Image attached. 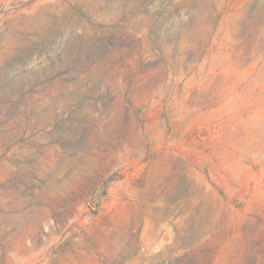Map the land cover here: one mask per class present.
<instances>
[{"label":"rangeland","instance_id":"1","mask_svg":"<svg viewBox=\"0 0 264 264\" xmlns=\"http://www.w3.org/2000/svg\"><path fill=\"white\" fill-rule=\"evenodd\" d=\"M0 264H264V0H0Z\"/></svg>","mask_w":264,"mask_h":264}]
</instances>
